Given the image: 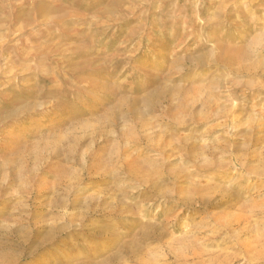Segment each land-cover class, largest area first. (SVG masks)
Segmentation results:
<instances>
[{
    "label": "rangeland",
    "instance_id": "rangeland-1",
    "mask_svg": "<svg viewBox=\"0 0 264 264\" xmlns=\"http://www.w3.org/2000/svg\"><path fill=\"white\" fill-rule=\"evenodd\" d=\"M0 264H264V0H0Z\"/></svg>",
    "mask_w": 264,
    "mask_h": 264
}]
</instances>
